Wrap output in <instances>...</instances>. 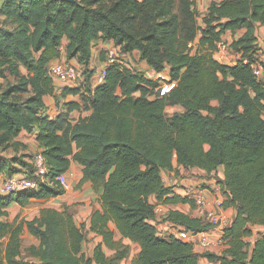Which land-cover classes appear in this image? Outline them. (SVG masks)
<instances>
[{"label":"trees","instance_id":"1","mask_svg":"<svg viewBox=\"0 0 264 264\" xmlns=\"http://www.w3.org/2000/svg\"><path fill=\"white\" fill-rule=\"evenodd\" d=\"M199 17L194 0H0V79L6 81L0 83V149L17 148L15 138L36 131L49 180L0 194V264H119L127 247L115 240L111 223L141 245L132 264H201V256L220 264H264V233L255 232L264 227V81L252 70L256 61L264 67L256 35L264 26V0L213 2L203 24ZM240 29L245 32L231 43L240 59L221 63L218 43ZM99 39L124 54L138 51L157 73L168 67V91L161 94V81L123 62L108 65L94 88L90 64ZM63 47L68 61L83 66L79 88L91 111L76 122L69 112L46 114L45 99L56 94L49 65ZM68 91L77 88L62 94ZM176 105L184 112L167 116ZM72 162L83 166L79 184L103 190L102 210L91 218V230L103 241L91 256L83 251L84 226L67 209L43 208L32 221L3 219L12 202L26 207L65 194L59 177ZM175 162L208 174L224 167V208L237 213L222 230L220 255L198 254L191 242L158 234L153 196L162 204L195 205L163 183L161 170L178 171ZM25 169L32 164L24 158L0 156V175ZM166 220L192 233L213 227L179 210H170ZM25 226L40 242L27 249L38 261L22 258ZM104 245L115 255L107 256Z\"/></svg>","mask_w":264,"mask_h":264},{"label":"crops","instance_id":"2","mask_svg":"<svg viewBox=\"0 0 264 264\" xmlns=\"http://www.w3.org/2000/svg\"><path fill=\"white\" fill-rule=\"evenodd\" d=\"M196 7L199 10L200 17L199 20L207 14L209 6L213 2H221L223 0H194ZM244 29L237 30L235 32L228 31L223 35V40L232 43L234 40L239 39L243 33ZM256 35L258 38L259 47H264V26L260 25L257 28ZM107 41L104 39H99L95 42L92 50V59L90 68L95 69L94 80L98 77L102 67L106 64V58L104 54L106 53ZM98 48V50H97ZM63 55L60 59L54 61H63L67 62V55L64 47L62 48ZM136 52L132 54L136 56ZM127 55V54H125ZM228 55V56H227ZM225 56L224 64L234 65L239 59L240 54H237L231 49L230 53ZM70 64H74L79 67L81 74L83 69L79 62L76 59L68 61ZM82 80L83 77H81ZM56 87V94L52 96H47L45 99L46 102V114L51 118L57 117L60 113L69 112V117L76 122L81 117H86L91 114V111H88L84 108V95L83 90L80 89L79 80L76 85L65 86L58 80H54ZM76 89V92H69L64 95L62 94L65 89ZM70 105L73 106L72 110H68ZM176 112H184L182 106H171ZM35 140V144H30L31 140ZM14 143L18 145V149L11 147L9 150H12V154H8L7 157H12L16 155L18 151H25L24 153H30V151H41L39 144L36 140V131H23L17 138H15ZM29 144V145H28ZM176 170L162 169L161 174L163 178V183L167 187L173 188V194H178L184 197L195 198L199 195L205 196L210 200L217 198H222L224 196V191L222 189L221 182L225 178L224 167H219L217 172L208 174L204 170L198 168H185L183 166H178L175 162ZM18 167V166H17ZM21 169V168H20ZM67 179V184L65 185L66 192L65 194L49 199L45 204L32 203L26 207L20 206L16 202H12L8 207L9 216L4 217V220H9L11 222L18 220V222L32 221L37 216L40 215L43 208H55L60 211L68 210L74 217L76 223L81 226H84L85 229V239L83 241V251L87 256H91L95 248L103 241V238L97 233L91 230V218L92 215L99 210H102V204L100 201V196L102 194V189L96 190L92 182H85L84 184H79L81 179L84 176L83 166L78 162H72L70 169L64 174ZM9 177L8 174L2 173L0 175V190L3 181ZM153 203H159L163 208L165 213L157 214L155 220L153 221L154 225L157 228L158 234L163 237L172 236L177 230L170 221L166 220V214L170 210H179L185 214H191L192 206L190 204H177V205H167L162 204L158 199L153 196L151 198ZM225 212L230 218V224L236 216V209L234 207H229L225 209ZM111 230L114 232V238L116 241H120L122 245L127 247V254L119 264H132L133 260L139 257L141 253V245L139 243L133 242L130 239L123 238L122 234L116 227L114 223L110 224ZM214 239L215 245L212 248V252L215 254H221L225 249L224 242L221 238L223 231H220L219 227L214 228ZM187 238L184 240L189 241L193 244L194 250L198 254H203L204 252L200 248L199 244L192 240V232L187 231ZM254 238H251L253 240ZM22 244V258L24 260L38 261L35 256H32L27 252V249L32 246H39L40 242L37 240L25 226L24 232L21 236ZM104 251L107 256L111 257L115 255L116 250L111 249L107 246H103ZM201 264H220L218 262L210 261L208 258L201 256L199 258ZM98 264V263H94Z\"/></svg>","mask_w":264,"mask_h":264},{"label":"built area","instance_id":"3","mask_svg":"<svg viewBox=\"0 0 264 264\" xmlns=\"http://www.w3.org/2000/svg\"><path fill=\"white\" fill-rule=\"evenodd\" d=\"M231 43L225 40H221L218 43L216 58L224 63L225 56L231 51ZM107 60L106 64L102 67L98 77L93 81V87L100 85L107 74L108 65L113 63H121L119 53H121V47L115 45L113 42L107 41L106 46ZM252 70L255 75L264 81V67L263 65L256 61L252 64ZM49 72L51 73L54 80L60 81L65 86H73L78 83V79L81 75L79 67L74 64L63 63L60 61L51 62L49 65ZM169 89V85L166 84L162 87L161 94H165ZM32 164V169H25L21 172H17L9 176L1 185L0 194H10L19 193L27 190L37 189L42 183L48 182L46 177L48 173V166L44 155L41 151H37L30 161ZM59 180L64 185L67 184V179L63 175L59 177ZM195 205L192 207L191 216L203 219L205 223L211 224L213 227L211 230H205L198 233H192L191 238L193 241L197 242L203 252L211 251L215 245L214 239V228L220 229L222 231L226 226L230 225V218L225 212L224 201L225 197L210 200L205 196H197L194 198ZM156 214L165 213L163 208L156 204ZM172 236L184 240L187 238L188 232L180 227ZM222 239V235L221 238Z\"/></svg>","mask_w":264,"mask_h":264},{"label":"rangeland","instance_id":"4","mask_svg":"<svg viewBox=\"0 0 264 264\" xmlns=\"http://www.w3.org/2000/svg\"><path fill=\"white\" fill-rule=\"evenodd\" d=\"M200 23L203 24V19L201 18ZM98 50V48H97ZM230 53V51H229ZM228 53V54H229ZM228 56V55H227ZM119 57L121 59V61L123 62L124 65L128 66L129 68L133 69L136 72H139L143 75H145L148 78L151 79H155L157 81H161L162 84H164V86L167 84V82L170 80V75H169V68L167 67L163 72L161 73H157L148 63L147 61L143 60L140 56L139 52H136V56H134L133 54H127L125 55L124 53H119ZM104 58L106 57V53L104 54ZM68 62V61H67ZM83 73V72H82ZM83 77V75H82ZM84 79V77H83ZM12 80H14L12 78ZM84 81L79 78V85H81ZM0 83L5 84L6 81L3 79H0ZM177 110H175L173 107L169 106L167 108V116H172L174 113H176ZM32 142H29L30 144H35V140H31ZM29 145V144H28ZM25 151H18L16 152V157L18 158H24V161L26 162H30L31 159L33 158V156L35 155V153H37V151H30V153H24ZM8 154H12V150H8L6 152H3V150L0 149V156H7ZM49 200L47 201H38V202H34L35 205L38 204H45L47 203ZM255 232L256 234H263L264 233V227H256L255 228Z\"/></svg>","mask_w":264,"mask_h":264},{"label":"water","instance_id":"5","mask_svg":"<svg viewBox=\"0 0 264 264\" xmlns=\"http://www.w3.org/2000/svg\"><path fill=\"white\" fill-rule=\"evenodd\" d=\"M68 1L77 2V0H68Z\"/></svg>","mask_w":264,"mask_h":264}]
</instances>
